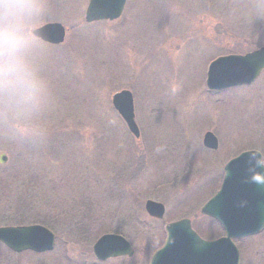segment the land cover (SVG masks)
I'll return each mask as SVG.
<instances>
[{"label":"rangeland","instance_id":"374dc122","mask_svg":"<svg viewBox=\"0 0 264 264\" xmlns=\"http://www.w3.org/2000/svg\"><path fill=\"white\" fill-rule=\"evenodd\" d=\"M89 0H46L35 28L58 21V45L38 41L45 83L27 121L0 109V226L41 224L52 250L16 252L0 242V264H149L172 220L190 218L204 239L225 235L201 207L224 166L255 149L264 162V70L249 85L213 91L211 60L264 47V0H127L117 20L87 22ZM129 89L135 138L111 97ZM213 132L218 149L203 145ZM5 158V161L1 159ZM162 202L163 219L147 200ZM117 233L134 254L99 260ZM240 264H264V230L234 239Z\"/></svg>","mask_w":264,"mask_h":264},{"label":"water","instance_id":"95a60500","mask_svg":"<svg viewBox=\"0 0 264 264\" xmlns=\"http://www.w3.org/2000/svg\"><path fill=\"white\" fill-rule=\"evenodd\" d=\"M127 0H90L86 21L115 20L124 10ZM35 36L51 44L65 40L66 29L60 22H50L35 28ZM264 69V47L246 54L220 56L211 62L207 85L211 90H223L253 82ZM112 103L135 137L140 130L135 121L132 93L122 89L112 95ZM205 147L217 149L219 142L213 132H206ZM3 161L5 158L3 156ZM147 212L163 218L165 206L153 200L146 202ZM217 219L225 229V236L205 240L192 228L191 220L167 224L165 245L152 257L150 264H240V252L233 238L244 237L264 229V165L261 154L248 150L231 159L225 166V176L219 191L201 209ZM0 241L16 252L27 249L51 250L55 235L43 225L0 227ZM99 259L132 255L129 241L118 234H105L95 244Z\"/></svg>","mask_w":264,"mask_h":264},{"label":"clouds","instance_id":"9594fccd","mask_svg":"<svg viewBox=\"0 0 264 264\" xmlns=\"http://www.w3.org/2000/svg\"><path fill=\"white\" fill-rule=\"evenodd\" d=\"M46 7V0H0V109L18 121H27L44 97L34 52Z\"/></svg>","mask_w":264,"mask_h":264}]
</instances>
